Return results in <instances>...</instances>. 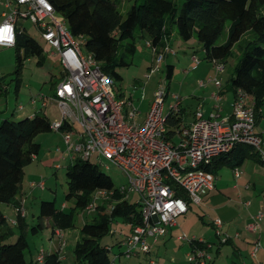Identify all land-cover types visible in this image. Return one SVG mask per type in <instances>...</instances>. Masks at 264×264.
Returning a JSON list of instances; mask_svg holds the SVG:
<instances>
[{"label":"rangeland","instance_id":"obj_1","mask_svg":"<svg viewBox=\"0 0 264 264\" xmlns=\"http://www.w3.org/2000/svg\"><path fill=\"white\" fill-rule=\"evenodd\" d=\"M172 1L175 3L178 12L182 0ZM259 1L261 12H264V0ZM132 3L133 0H115L116 10L122 19L126 9ZM2 11H4V7L0 1V13ZM16 26L22 34L30 36L38 42L42 49V58L39 59L36 56L22 58L19 73L16 75L13 72L15 68L14 48L12 46H0V87L4 88L0 92V120L4 117L17 119L22 116L21 114L29 113L35 109L43 112L50 123L59 121L60 113L56 105L49 99L52 95L53 83L59 80L60 65L58 60L56 56L51 54L52 47L41 40L37 29L29 20L19 18ZM253 37L254 34L250 30L243 33L238 41L231 46L229 54L221 63L222 69L217 71L211 61L203 58V51L195 38L182 40L177 35L175 27L172 26L169 35L163 39V47L166 46L171 50L168 53L164 52L163 47L160 46L152 50V46L149 45V36L144 31L134 29L131 40L134 52L132 55L125 54V59L129 62L127 65L117 68L121 78L114 81V91L119 92L124 98H128L134 108L139 111L140 117H143L158 84L164 82L167 94L164 99L163 114L167 112L168 105L176 101L171 97L172 94H175L178 96L177 100L181 104L180 107L182 106L185 112L184 119L188 121L199 103L203 102V105L213 103L208 98V93L213 88V79H217L222 88V99L219 102L222 107L221 114L229 115L228 113L232 111L231 107H228V103L234 99L228 84L229 77L233 74L234 65L241 56L245 42L253 39ZM225 38L226 25L216 43H222ZM127 41L128 39L120 42L117 50L118 55L124 53L123 47ZM81 49L85 52L82 45ZM20 54H22V50ZM158 54L162 55V58L156 64L154 58ZM194 57L196 61H194ZM38 59L39 63H37ZM167 64L172 65V74L168 80H165L164 73ZM149 68L156 69L148 77H145ZM208 79L209 81H207ZM199 81L203 82L202 86H198ZM38 97H44L46 101L44 107H41V100L37 99ZM249 98L247 95L245 96L246 103L250 101ZM32 99H34L33 103H31ZM261 111L259 118L263 121L264 102ZM33 141L38 144V152L21 168L20 185L22 192L20 195L24 218L17 222L11 201L0 203V212L5 217L4 226L11 232L4 242H12L19 232L24 235L26 240V247L23 250L25 264H42L43 255L50 252L57 253L59 261L57 264H81L75 260L73 254V246L76 238H78L80 226L84 221H90L98 211L99 213L108 211L110 205L114 203V199L110 197L111 194L100 196L94 190L90 192V201L87 203L88 205L91 200L93 201V204L96 205L93 211L86 210L87 205L81 209L74 208L75 196L65 198L67 189L65 168L70 164V160L68 157L62 158V154L56 151V147H61L60 132L53 130L37 132L33 136ZM89 161L95 163L111 179L115 188L126 186V178L118 166L103 157L98 161L95 155H91ZM236 169L239 171V178L233 177L230 168L220 166L216 175L213 176L212 192L203 195L202 201L198 204L189 202L187 212L175 218V227L170 228L172 231L170 236L169 233L163 234L157 240L155 239V242H151L149 252L125 256V248L121 244L117 245L116 242L125 237L129 226L119 216L110 222L108 233L99 238L100 244L109 246L108 256L116 264H147L149 262L152 264H188L185 258V253L190 252L188 239L194 237L195 239L200 238L210 245L211 248L206 252L211 257L210 264L238 262L235 256L232 257L231 245L221 242L223 235L217 236L214 233L210 221L211 213L214 212V203L209 196L220 195L219 197L229 198L232 200L231 202L248 200L252 207H255V204L259 202L262 206V215H264V164L246 159ZM242 171H245V174H242ZM38 180L43 181L42 189L37 186H30V183ZM248 183L251 185L248 189H244L243 186ZM124 198L130 203H135L137 194L127 191ZM41 200H52L54 206L63 212H69L74 208L72 225L61 229L64 233L62 245L59 244L52 232L50 218L38 217V203ZM97 206H103L105 209L100 208L98 210ZM236 207H240V204L237 203ZM38 222L41 223V226L32 230L31 227ZM258 223L260 229L256 234L262 235L261 241L263 242L264 217ZM178 235H184L186 239L178 240L176 238ZM39 253H42L41 262L36 261V256ZM260 258L263 259L256 264H264V256ZM252 261L254 262V259ZM245 262L252 264L250 260Z\"/></svg>","mask_w":264,"mask_h":264},{"label":"built area","instance_id":"obj_2","mask_svg":"<svg viewBox=\"0 0 264 264\" xmlns=\"http://www.w3.org/2000/svg\"><path fill=\"white\" fill-rule=\"evenodd\" d=\"M0 1L4 7L0 13V46H13L15 33L20 32L17 19H27L35 26L41 40L52 47L51 54L60 65L59 80L53 83L49 98L60 113V120L49 124L50 130L61 134V147H56V151L70 162L91 155L98 161L103 157L118 166L126 178V186H120L117 191L123 197L127 191L137 194L135 203L141 222L131 226L121 241L126 257L149 252V239L155 240L166 226L175 225V218L187 211L189 202L198 204L201 195L212 189L213 175L205 167L214 157L228 151L235 143H244L257 151L264 164L263 140L254 130L252 104L245 103L246 95L241 89L235 90L229 115L220 116L217 111H211L203 117L196 109L191 122L183 124L182 120L179 128L168 135L166 115L176 110L179 102L178 96L172 94L176 101L168 105L163 114L167 94L164 82L158 84L145 118L137 121L139 111L128 98L116 95L112 79L101 72L97 61L82 51V38L70 33L65 19L55 13L48 0ZM163 51L171 52L166 46ZM161 58L158 54L154 62L158 64ZM211 62L217 71L222 69L221 63ZM155 69L149 68L145 77ZM213 84L219 86V81L213 79ZM198 85L202 86L203 82L199 81ZM212 96L215 100L219 98L216 94ZM37 99L41 100V107L46 105L44 97ZM232 174L235 178L238 176L236 168L232 169ZM30 186L42 189L43 181H34ZM175 188L182 190L184 197L176 196ZM95 191L100 196L112 193L103 189ZM95 206L91 200L85 208L90 212ZM14 210L23 215L21 203ZM261 218L262 212L257 211L247 229L258 231ZM212 226L215 235L220 236V219H213ZM53 234L62 245L63 230L54 228ZM177 239L186 238L179 235ZM193 240L194 237L188 239ZM197 243L202 245L185 253L188 264L207 263L209 244L201 240ZM259 247L257 239L252 254ZM41 259L42 253H39L36 261L41 262Z\"/></svg>","mask_w":264,"mask_h":264},{"label":"trees","instance_id":"obj_3","mask_svg":"<svg viewBox=\"0 0 264 264\" xmlns=\"http://www.w3.org/2000/svg\"><path fill=\"white\" fill-rule=\"evenodd\" d=\"M55 13L59 14L74 37H81L83 49L98 62L103 74L114 81L120 80L117 71L127 65L126 55H132L134 46L132 33L134 29L144 31L149 36V45L153 48L163 44L164 37L175 27L182 40L193 37L200 44L203 58L222 63L229 54L231 46L240 36L252 31L253 39L245 42L241 56L229 77V86L235 95L237 88L250 97L254 111V120L261 116L264 102V12H261L259 0H182L176 9L172 0H133L126 9L122 19L116 10L115 0H48ZM226 25V38L217 44ZM123 54L117 50L122 40H127ZM14 73H19L22 58L36 56L42 58V49L32 37L15 33ZM22 50V54L20 51ZM39 59L38 62L39 63ZM172 74V65L165 66L164 78ZM4 88L0 87V92ZM121 96L119 92H115ZM182 109L169 111L166 115L167 133L170 135L182 122ZM49 120L38 110L30 116L17 119L4 117L0 120V203L11 201L17 208L20 200L15 197L20 189L22 166L38 152V144L33 141L37 132L48 131ZM246 159L263 163L252 146L235 143L228 151L214 157L205 167L212 175L220 166L230 169L240 166ZM67 189L65 198L75 196V207L84 208L90 201V192L103 189L112 191L114 203L103 213H96L90 221H84L79 228L78 238L73 246L76 261L81 264H116L108 256L109 246L100 244L99 238L107 234L110 222L117 216L129 226L139 224L141 218L137 204L128 202L117 191L111 179L103 173L89 158H75L65 168ZM175 195L184 197L179 188ZM63 212L54 206V202L41 200L38 203V217H48L54 228L65 229L72 225L73 211ZM98 210L104 208L97 206ZM105 209V208H104ZM17 222L24 215L15 212ZM15 223V222H14ZM5 217L0 212V264H25L23 250L26 247L24 235L19 232L12 242H4L11 234L5 226ZM41 226L38 222L31 229ZM127 232V233H128ZM127 235V234H125ZM123 239L117 241L121 244ZM58 255L50 252L43 255L42 264H57ZM152 264V263H147Z\"/></svg>","mask_w":264,"mask_h":264},{"label":"crops","instance_id":"obj_4","mask_svg":"<svg viewBox=\"0 0 264 264\" xmlns=\"http://www.w3.org/2000/svg\"><path fill=\"white\" fill-rule=\"evenodd\" d=\"M163 45H164V43L160 47H163ZM213 94L218 95V97H219L218 100H215L214 99V97L212 96ZM233 97H234V94H233ZM208 98L213 102L212 104L210 103V104H207V105H203V102H202V103H199L198 106L196 107V109H199V111L201 112V114H202L203 117H207L208 114L211 111H217V113L219 115H226V114H221L222 113V107L219 104V102L222 99V88H221L220 82H219V86H216V85L213 84V88H212L211 92L208 93ZM231 102L232 101H230L228 103V107H230V103ZM246 104H252V101L250 100ZM180 105L181 104H179L178 106H179V108L182 109V118H183L182 120H183V124H188L189 122L192 121V119H193V112L196 109L192 112L190 119H188V121H186L184 119L185 112L183 110V107L182 106L180 107ZM214 106H217V109L214 108ZM34 111H35V109L31 110V112H29V113L26 112V113H23L21 115L22 116H24V115L30 116L32 114V112H34ZM204 112H205V114H204ZM146 113L144 114L143 117H140V114L138 113L137 114V117H136V120L137 121H142L145 118ZM228 114H230V112ZM254 130H255V132H257V133H259L261 135V138L264 141V134H262V131L264 130V120L262 121L260 118H258L256 120ZM262 147L264 149V142H263ZM33 158H34V156H33ZM259 164H263V163H259ZM231 172H232V169H231ZM242 174H245V171H242ZM215 175L216 174H214L213 176H215ZM239 176H240V174H239V171H238V176L236 178H239ZM250 185L251 184H249V183L248 184H245L243 186V188L244 189H248ZM212 190H213V188L211 190L205 192L204 194H202L201 197L203 195H205L206 193H208V192H212ZM21 192L22 191H21V185H20L19 193L15 197L16 199H19L20 200V203H21V195H20ZM219 196L220 195H217V196L210 195L209 196V198L212 200V203H214V206H213L214 212L211 213V220L210 221H211V225H212V220L215 219V218H219L220 221H221V235H223V241H221V242H224V244L225 243H228V244L231 245V247H232V249H231L232 250V257L235 256V259L238 260V262L232 261L231 264H247L245 262L246 260H250V262L252 264L260 263V260L263 259V258H260V257L264 256V252H263L264 251V241L263 242L261 241V239H262V235L261 234L260 235L259 234H256L259 230L258 231H254V232L253 231H249L247 229V224L250 222L251 217L257 211H261L262 210V206L258 202L257 204H255V207L254 206L252 207V204L249 203L248 200H242L241 202L240 201L231 202L232 200H230L229 198L228 199H225V198H222V197H219ZM200 201H202V198H201ZM237 203L240 204V207H236V204ZM61 205H62V203H61ZM23 213H24V210H23ZM184 214H182V215H184ZM263 217H264V215H262V218ZM174 227H175V225L166 226L164 228L163 234L169 233V236H170V234L172 233V231L170 230V228H174ZM259 229H260V225H259ZM225 235H226L227 238H225ZM178 236H176V238ZM157 239H158V237L156 238V240ZM257 239L259 241L260 247L257 249V251H255L252 254V252H253V244H254V242ZM156 240L149 239V243L151 244V242H153V241L155 242ZM200 240L204 244L208 243V242H204L200 238H198V239H195L194 238L193 241H190V242L188 241L189 249L191 250V248H194L195 246L199 247L200 245H202L201 243H197ZM210 248L211 247L209 245V247L206 248V252ZM149 249H150V246H149ZM252 259H254V262L252 261ZM210 263H211V257L208 256V259H207V263L206 264H210Z\"/></svg>","mask_w":264,"mask_h":264}]
</instances>
